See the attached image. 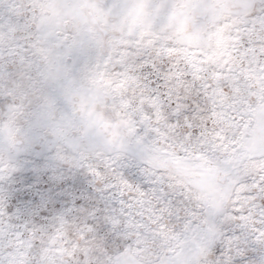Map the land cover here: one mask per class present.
Listing matches in <instances>:
<instances>
[{"label": "snow or ice", "instance_id": "1", "mask_svg": "<svg viewBox=\"0 0 264 264\" xmlns=\"http://www.w3.org/2000/svg\"><path fill=\"white\" fill-rule=\"evenodd\" d=\"M129 2L96 0L89 21L84 0H0V122L22 116L41 134L79 92L115 118L118 141L78 158L106 193L103 209L75 216L103 244L94 264H264V0H214L182 62L144 0ZM124 13L135 27L108 24ZM17 170L0 159V183ZM32 225L0 189V264L35 251Z\"/></svg>", "mask_w": 264, "mask_h": 264}, {"label": "clouds", "instance_id": "2", "mask_svg": "<svg viewBox=\"0 0 264 264\" xmlns=\"http://www.w3.org/2000/svg\"><path fill=\"white\" fill-rule=\"evenodd\" d=\"M130 0L128 7H134ZM214 0H144L148 21L176 49L179 55L174 59L183 61L185 51L194 49L200 37L210 28L213 8L219 7ZM85 19L91 21L100 7L96 0H84L82 5ZM108 24H125L135 27L138 21L127 13L119 17L106 18ZM100 36L105 25H89ZM107 39H103L107 46ZM91 113V115L89 114ZM8 124V129L0 131V159L16 164V152L23 149L29 133L23 117H17L10 124L0 122V128ZM41 135L54 149L55 158L71 168L78 166L81 155L94 157L111 148L118 141L120 130L115 126V118L99 105L93 108L85 92L73 93L72 103L65 112H54L42 118ZM33 238L38 242L35 251L21 256L23 264H80L79 255L86 253L94 262L104 253L100 240L88 237L70 213H60L46 223L32 225Z\"/></svg>", "mask_w": 264, "mask_h": 264}, {"label": "rangeland", "instance_id": "3", "mask_svg": "<svg viewBox=\"0 0 264 264\" xmlns=\"http://www.w3.org/2000/svg\"><path fill=\"white\" fill-rule=\"evenodd\" d=\"M18 170L0 183L6 210L21 222L43 224L60 213L84 218L103 209L106 193L98 192L84 169L71 168L55 158L54 149L39 133H31L16 155Z\"/></svg>", "mask_w": 264, "mask_h": 264}]
</instances>
